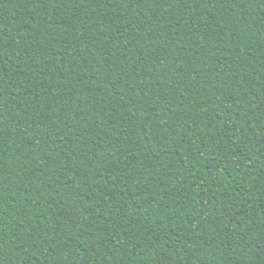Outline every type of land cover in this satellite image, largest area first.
Segmentation results:
<instances>
[{"label":"trees","instance_id":"16d2710c","mask_svg":"<svg viewBox=\"0 0 264 264\" xmlns=\"http://www.w3.org/2000/svg\"><path fill=\"white\" fill-rule=\"evenodd\" d=\"M0 264H264V0H0Z\"/></svg>","mask_w":264,"mask_h":264}]
</instances>
